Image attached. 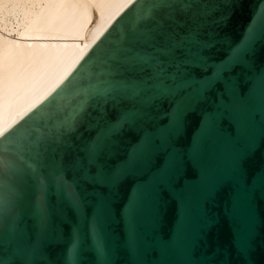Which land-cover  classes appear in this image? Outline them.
I'll return each instance as SVG.
<instances>
[{"label": "snow or ice", "instance_id": "6c2138e0", "mask_svg": "<svg viewBox=\"0 0 264 264\" xmlns=\"http://www.w3.org/2000/svg\"><path fill=\"white\" fill-rule=\"evenodd\" d=\"M244 2L153 0L104 59L105 91L89 97L71 127L41 135L12 133L16 160L7 172L0 169V264H56L59 233L52 197L75 217L67 264H82L86 254L96 264H119L120 254L137 258L146 249L142 210L159 209L165 197L176 196L200 218L194 246L207 245L212 257L200 264H251L257 241L254 205L257 193L264 192V170L251 171L249 161L264 148V137L249 140L222 168L218 128L225 119L216 117L228 113L224 105L243 109L258 52L264 51V0H258L238 38L221 34ZM255 77L264 80L262 73ZM193 163L190 178L199 184L186 183ZM57 181L66 182L59 196L51 194ZM226 190L227 215H213L211 205ZM117 216L124 225L119 235L110 230ZM226 216L232 218L230 235L213 246L215 229ZM183 232L182 226L177 241ZM160 246L173 245L162 241Z\"/></svg>", "mask_w": 264, "mask_h": 264}, {"label": "water", "instance_id": "95a60500", "mask_svg": "<svg viewBox=\"0 0 264 264\" xmlns=\"http://www.w3.org/2000/svg\"><path fill=\"white\" fill-rule=\"evenodd\" d=\"M152 2L153 0H133L93 43L64 80L7 131L3 132V135L0 136V169L7 172L16 160V154L9 144V137L17 129H21L27 134L41 135L45 134V130L50 131L61 125L66 128L71 127L74 115L90 102L89 97L102 94L105 91L102 87L104 81L101 80L102 75H107L103 68L104 59L121 44L123 36L137 25V18L149 11ZM257 2L258 0H246L241 4L236 9L229 27L221 30V34L227 33L232 40L238 38L247 23L248 17L255 10ZM224 43L225 41H221V45ZM216 52L221 53V48H218ZM252 72L253 77L249 79L253 83L243 109L233 111L231 105H224L228 109V113L225 114L221 111L216 114L218 121L225 119L222 126L218 128L221 148L219 163L222 168H227L231 155L245 150L249 140L259 142V139L264 137V80L255 77L258 73L264 74V51L258 52ZM160 75L164 76L163 69H161ZM158 87L163 88V84L158 85ZM189 123L194 128L195 117L190 119ZM249 169L253 172L264 170V148H261L251 157ZM195 171L196 166L193 163L188 168L189 179L186 180V183H200V181L190 178ZM62 183L66 184V182L57 181L54 185V192L51 194L59 196ZM129 187H131V182L122 189L121 198L126 194ZM229 195L230 193L226 190L211 205L213 215L218 217L223 213L227 215ZM120 202L122 200L117 202V208ZM52 203L57 213L56 228L59 233L58 242L53 248L52 258L56 264H67V248L70 247V233L75 226V217L62 201L52 197ZM254 212L257 241L253 248L251 264H264V192L257 193ZM80 223L83 226L82 217ZM139 226L141 239L146 242V249L137 257L142 261V264H200L201 261L212 258L206 255L209 251L207 245L200 248L194 246L193 240L199 233L201 221L189 207L180 201L179 196L175 198L165 197L164 203L159 209L151 207L143 209L139 217ZM182 226L184 229L183 236L177 241ZM123 227L124 225L118 216L110 222L111 232L118 235L122 232ZM231 227L232 218L226 216L215 229L210 243L213 246H218L226 241L230 235ZM51 235L50 232L49 237ZM153 236H155V240L152 239ZM162 241L169 242L173 246L165 250L160 246ZM137 258L120 254L116 260L119 261V264H132L133 259ZM81 261L82 264H96L91 254L82 256Z\"/></svg>", "mask_w": 264, "mask_h": 264}, {"label": "bare ground", "instance_id": "6f19581e", "mask_svg": "<svg viewBox=\"0 0 264 264\" xmlns=\"http://www.w3.org/2000/svg\"><path fill=\"white\" fill-rule=\"evenodd\" d=\"M132 1L0 0V133L50 94Z\"/></svg>", "mask_w": 264, "mask_h": 264}]
</instances>
